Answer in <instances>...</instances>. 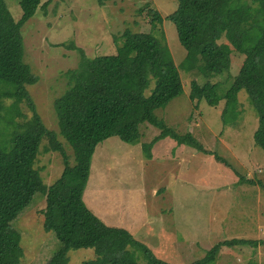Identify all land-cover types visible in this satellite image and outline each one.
<instances>
[{
  "label": "trees",
  "instance_id": "16d2710c",
  "mask_svg": "<svg viewBox=\"0 0 264 264\" xmlns=\"http://www.w3.org/2000/svg\"><path fill=\"white\" fill-rule=\"evenodd\" d=\"M40 1L20 0L21 15L14 19L0 0V264L21 262L24 250L18 221L31 204L43 198V228L53 232L58 242L43 264H67L68 252L78 248H93L96 254L81 264H114L116 258L118 264H137L126 249L135 242L149 264H175L154 256L126 228L106 224L83 198L97 147L112 136L137 144L144 122L159 129L145 145L147 149L170 136L219 158L191 133L177 134L154 113L184 91L166 43L162 15L145 3L138 8L143 19L148 17L145 27L125 29L113 53L87 57L78 49V66L64 73L67 87L53 101L58 133L72 149L71 164L57 133L45 126L27 89L39 77L24 61L21 27L35 14ZM176 1L177 7L166 18L175 25L186 59L195 69L189 93L193 107L201 100L215 107L223 101V124L235 122L240 115L238 93L244 90L257 114L254 142L264 150V0ZM222 38L226 41H219ZM234 53L243 57L231 76ZM22 103L29 115L21 110ZM44 139V149L60 151L64 162L61 174L49 185L34 166ZM247 244L257 247L264 241H220L188 264H209L222 246ZM249 264L257 263L252 259Z\"/></svg>",
  "mask_w": 264,
  "mask_h": 264
},
{
  "label": "rangeland",
  "instance_id": "374dc122",
  "mask_svg": "<svg viewBox=\"0 0 264 264\" xmlns=\"http://www.w3.org/2000/svg\"><path fill=\"white\" fill-rule=\"evenodd\" d=\"M4 1L18 19L20 0ZM145 3L163 17L166 43L184 89L154 113L177 134L191 133L219 158L170 136L147 149L159 129L144 122L137 144L112 136L97 147L83 198L106 224L126 228L154 256L170 263L188 264L224 240L264 241V150L253 138L256 111L244 90L238 93L240 115L235 122L223 124V101L215 107L201 100L193 107L189 93L195 69L186 59L175 25L166 18L177 7L176 0H41L21 27L24 61L39 77L27 86L36 110L45 126L57 133L72 164V149L58 133L53 108L54 99L67 87L64 73L78 66V49L87 57L111 54L125 29L144 28L148 17L143 19L138 8ZM242 57L233 54L231 76ZM20 107L30 114L23 103ZM46 144L44 139L34 166L49 185L61 174L64 162L60 151L45 150ZM44 206V198L31 204L18 221L24 250L19 264H43L57 248L53 232L43 228ZM126 249L137 264H149L136 242ZM95 256L93 248L71 249L67 264H81ZM252 259L264 264V244L222 246L209 264H249Z\"/></svg>",
  "mask_w": 264,
  "mask_h": 264
},
{
  "label": "crops",
  "instance_id": "0c3cea01",
  "mask_svg": "<svg viewBox=\"0 0 264 264\" xmlns=\"http://www.w3.org/2000/svg\"><path fill=\"white\" fill-rule=\"evenodd\" d=\"M181 95V94H180ZM176 98V97H175Z\"/></svg>",
  "mask_w": 264,
  "mask_h": 264
}]
</instances>
